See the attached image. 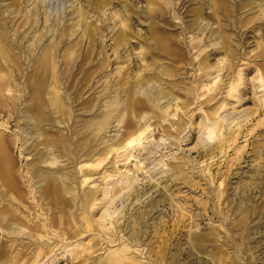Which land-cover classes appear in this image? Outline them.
I'll return each mask as SVG.
<instances>
[{
  "label": "rangeland",
  "instance_id": "obj_1",
  "mask_svg": "<svg viewBox=\"0 0 264 264\" xmlns=\"http://www.w3.org/2000/svg\"><path fill=\"white\" fill-rule=\"evenodd\" d=\"M0 33V264H264V0H0Z\"/></svg>",
  "mask_w": 264,
  "mask_h": 264
},
{
  "label": "bare ground",
  "instance_id": "obj_2",
  "mask_svg": "<svg viewBox=\"0 0 264 264\" xmlns=\"http://www.w3.org/2000/svg\"><path fill=\"white\" fill-rule=\"evenodd\" d=\"M19 11V10H18ZM5 35V34H4ZM0 45H2V47H0V50L2 51V54L4 56L7 55V49L5 47H3V41L1 39V33H0ZM8 45V44H7ZM46 64V63H44ZM44 66V69H46L45 65ZM56 81V80H55ZM1 85V84H0ZM106 90V89H105ZM173 99V98H172ZM112 102V101H111ZM59 101L58 100H54L52 101V104L55 106V107H59ZM63 103V102H62ZM115 102H112V103H108L107 105V115L106 117L104 118L103 121H100L98 123H96L94 126H93V130H94V135L96 136L98 133H100L106 126V123H107V119L110 117V112H112L113 109H115V105L113 104ZM119 103V102H118ZM120 104V103H119ZM117 106V104H116ZM14 108V107H13ZM62 108V107H61ZM158 110V109H157ZM119 112V111H118ZM121 114V113H120ZM173 115V114H172ZM105 116V115H104ZM103 116V117H104ZM163 117V116H162ZM164 121V120H163ZM217 124V123H216ZM80 133V132H79ZM212 132L210 131V134ZM152 134V133H151ZM209 134V135H210ZM92 135V133H91ZM141 135V134H139ZM138 135V136H139ZM211 136V135H210ZM135 137L133 138H130L126 141V144L128 145H132L133 142L135 141L134 140ZM74 139V138H73ZM85 139V138H84ZM87 140V139H86ZM81 143V142H80ZM79 143V144H80ZM125 144V145H126ZM135 144V143H134ZM81 145V144H80ZM80 147V146H79ZM133 147V146H132ZM82 146L79 148L81 149ZM83 149V148H82ZM123 149V148H121ZM62 150V149H61ZM225 150V149H224ZM219 151V150H218ZM85 155V154H84ZM88 162V161H87ZM12 167H13V159H12V156H11V153H10V149L8 147V145L4 142L3 138L0 137V180H1V183L2 185L6 188V190H12L13 192L16 191L18 193V186H17V182L15 180V177L12 173ZM34 173V172H33ZM32 174V173H31ZM47 174V173H46ZM4 190V189H3ZM50 190H51V193H53L55 196L59 195V189L57 187V185L55 184V182H50ZM92 192V191H91ZM104 193V192H103ZM95 194V193H94ZM93 194V195H94ZM88 196V195H87ZM91 196V195H90ZM89 196V197H90ZM10 197V196H9ZM93 198V197H92ZM104 198V197H103ZM88 199V198H87ZM85 198V200H87ZM91 199V197L89 198ZM88 199V200H89ZM84 200V201H85ZM88 200L86 202H88ZM105 200V199H103ZM90 202V201H89ZM1 203V202H0ZM93 204V203H92ZM93 207V206H92ZM86 225V224H85ZM89 226V225H88ZM91 227V226H90ZM93 228V227H92ZM49 229V228H48ZM10 234V233H9ZM11 235V234H10ZM37 235V234H36ZM42 237V236H41ZM40 240V239H39ZM63 243V242H62ZM63 245V244H62ZM82 245V244H81ZM77 248V246H76ZM75 248V249H76ZM81 249V247H79ZM119 249V248H118ZM117 251V250H116ZM121 251V250H119ZM122 253V252H121ZM114 257H116L114 255ZM110 259V258H109ZM122 259H119V258H115L113 260H110L108 262V264H118L119 262H121Z\"/></svg>",
  "mask_w": 264,
  "mask_h": 264
}]
</instances>
